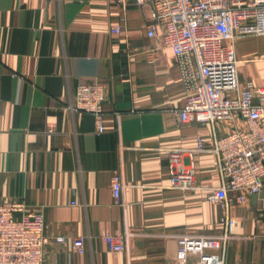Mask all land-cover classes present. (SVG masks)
<instances>
[{
  "label": "crops",
  "instance_id": "crops-1",
  "mask_svg": "<svg viewBox=\"0 0 264 264\" xmlns=\"http://www.w3.org/2000/svg\"><path fill=\"white\" fill-rule=\"evenodd\" d=\"M149 19L133 0H0V202L41 212L44 264H198L202 253L182 256L178 238L221 230L220 207L202 193L220 185L215 157L194 151L213 130L179 121L187 90L171 49L148 37ZM234 49L239 83L264 85V35L238 37ZM95 81L107 87L101 132L91 114L66 108L78 84ZM170 164L192 188L173 183ZM263 196L233 209L227 264H264ZM116 233L127 237L121 252L102 239ZM76 237L82 255L70 249Z\"/></svg>",
  "mask_w": 264,
  "mask_h": 264
},
{
  "label": "built area",
  "instance_id": "built-area-1",
  "mask_svg": "<svg viewBox=\"0 0 264 264\" xmlns=\"http://www.w3.org/2000/svg\"><path fill=\"white\" fill-rule=\"evenodd\" d=\"M125 5L128 0H107ZM149 7L148 37H158L175 58L179 78L187 90L184 106L176 111L179 121L208 124L213 130L210 142L197 136L196 152H211L220 179L218 187H205L203 196L220 207L217 235H181L180 254L202 253L198 264H227L225 248L238 221L232 211L247 202L250 195L264 192V85L247 79L242 85L237 74L234 41L242 36L264 35V0H133ZM125 21V17L120 19ZM121 25L111 28L119 33ZM155 60L154 54L148 62ZM107 87L102 82L80 83L66 108L91 114L95 128L103 130V104ZM227 127L218 135L217 124ZM173 183L190 189L191 176L177 174L169 165ZM113 198L120 202L122 182L118 173L111 179ZM195 188V187H193ZM257 218L264 229V196ZM108 249L121 252L127 237L121 233L102 237ZM55 243L66 241L54 237ZM51 239L45 234L41 212L22 202H0V264H44L45 247ZM71 251L82 255L84 239L71 241ZM207 251L211 252L208 253Z\"/></svg>",
  "mask_w": 264,
  "mask_h": 264
}]
</instances>
